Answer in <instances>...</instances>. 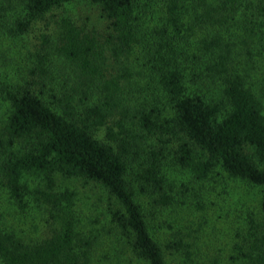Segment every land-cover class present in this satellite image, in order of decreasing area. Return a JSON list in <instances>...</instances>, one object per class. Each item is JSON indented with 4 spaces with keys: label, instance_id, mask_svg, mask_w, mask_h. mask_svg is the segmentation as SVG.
<instances>
[{
    "label": "trees",
    "instance_id": "trees-1",
    "mask_svg": "<svg viewBox=\"0 0 264 264\" xmlns=\"http://www.w3.org/2000/svg\"><path fill=\"white\" fill-rule=\"evenodd\" d=\"M74 1L0 0V264L189 262L222 219L264 264V0H84L100 27L30 39ZM63 181L104 206L81 224Z\"/></svg>",
    "mask_w": 264,
    "mask_h": 264
},
{
    "label": "rangeland",
    "instance_id": "rangeland-1",
    "mask_svg": "<svg viewBox=\"0 0 264 264\" xmlns=\"http://www.w3.org/2000/svg\"><path fill=\"white\" fill-rule=\"evenodd\" d=\"M62 17H68L78 24L87 23L91 27H100L103 24L102 19L100 18L99 8L87 1L84 0H76L74 2L65 4L60 8H56L50 13H48L45 17V20L38 23L36 28L34 29V33L30 35V39L33 38V35H36L38 31H47L50 33H54L56 30V22H58ZM103 137L102 131L97 133V138L101 139ZM181 176H178L177 179H181ZM230 188L228 189V195L226 196L227 202L231 203V206L225 207V204H221L224 209H229L231 212V217L237 216V210L243 208H247L251 210V208L255 204H232L237 203V198L239 195L241 196V190L244 188L237 183H231ZM63 187L67 186L71 190H74L76 193L75 200V210L78 215L82 218V223L87 221V217L95 212V210L99 211V207L104 206V204H95V199L100 196V193L91 185H85L82 181H63L61 184ZM252 193V192H251ZM250 195V194H249ZM247 194L248 203L250 200V196ZM224 197V196H222ZM253 201V200H252ZM208 208V211L212 208H216V214L224 212V209L220 211V207L218 204H205ZM89 210V211H88ZM242 210V209H241ZM219 215V214H217ZM84 216V218H83ZM223 220V219H222ZM222 220L215 221L214 227L212 224L204 225L203 229H206L207 232L211 231V236H202L198 240L195 241L194 246L189 249V262L182 263L181 260L177 261L176 258L171 259L168 256H165L168 264H236L235 262L230 261V247L226 243L228 242L230 237L233 236V228L226 227V224L223 223ZM225 228L228 230L226 233V239L221 237L223 236Z\"/></svg>",
    "mask_w": 264,
    "mask_h": 264
}]
</instances>
